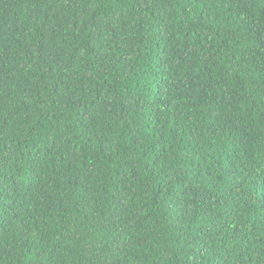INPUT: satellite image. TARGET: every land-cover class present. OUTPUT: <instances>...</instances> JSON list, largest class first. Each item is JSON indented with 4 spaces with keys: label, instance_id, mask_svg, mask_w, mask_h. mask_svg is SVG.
Returning <instances> with one entry per match:
<instances>
[{
    "label": "trees",
    "instance_id": "16d2710c",
    "mask_svg": "<svg viewBox=\"0 0 264 264\" xmlns=\"http://www.w3.org/2000/svg\"><path fill=\"white\" fill-rule=\"evenodd\" d=\"M0 264H264V0H0Z\"/></svg>",
    "mask_w": 264,
    "mask_h": 264
}]
</instances>
